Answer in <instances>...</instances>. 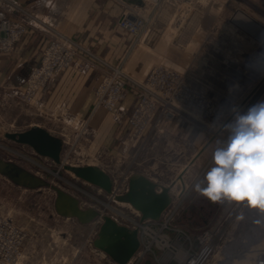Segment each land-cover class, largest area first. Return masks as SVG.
Masks as SVG:
<instances>
[{
    "label": "rangeland",
    "instance_id": "1",
    "mask_svg": "<svg viewBox=\"0 0 264 264\" xmlns=\"http://www.w3.org/2000/svg\"><path fill=\"white\" fill-rule=\"evenodd\" d=\"M116 1L120 4L122 12L114 23L123 31L128 32L120 26L118 20L124 14L127 6H137L149 18L148 32L138 35L128 32L130 37H124V34L119 32L114 33L115 36L124 39L123 44H125L118 58L98 54L90 40L86 42L81 37L66 31L63 28L64 19L62 17L27 19L31 25L28 32L19 40L21 42L26 40L25 45H34V47L39 43L40 58L34 64L41 61L45 49L55 41L68 43L73 41L76 56L74 62L67 68L75 66L81 71L86 69V65L80 60L82 56L88 55V53L81 48L87 49L100 58L99 60L90 55L93 57L94 63L102 68L101 79L94 89V107L95 109H106L111 114L114 124L125 127L116 155L113 154L112 149L103 146H100L95 154L89 152L91 145L98 136V130L92 125V115L78 118L67 115H43V118L37 116L55 133L67 140L63 143L60 162H55L50 157L38 155L30 146L15 143L0 135L1 157L16 161L69 191L81 201L88 203H90L89 196L85 191L93 194L95 190L78 180L73 171L66 168V165H100L111 175L130 172L134 169L133 171L154 176L155 170L148 166L150 158L147 157L144 147L146 145L144 135L148 132L147 129L150 125L160 126L163 123L181 122L185 141H189L191 137L200 134L201 143L206 142L204 148L212 144V156L217 147V142L228 136V132L222 126L225 122L223 116L227 110L232 106H237L241 112H245L250 106L259 101H264V56H261L264 54L262 43L264 29L259 31L247 23V20L242 22L238 18L234 19L237 12H243L246 16H248L247 13L253 16L255 19L251 18L256 23V20L264 23V0H161L158 4L148 0ZM47 24L56 26L63 35L61 36L49 29ZM16 44L12 51L0 55V58L3 56L8 58V68L16 63L11 58ZM107 44L109 43L107 42ZM142 56L152 62L146 71L144 69L145 73L131 70L129 65L132 60L136 64V60H140ZM158 65H165L171 70L177 71L180 74V80L201 94L205 99L204 105L207 106L199 103L196 112L191 109V104H187V101L178 100L174 95L172 98L175 105L173 118L161 116L160 108H158L149 118L142 131L135 133L130 119L138 101L137 92L144 90L140 84H136L135 87L130 82L126 84L127 96L117 103V113H121L120 118L116 117L114 111L97 104L98 87L104 76L115 74V68L120 69L129 78L144 83ZM67 68H64L50 81L60 76ZM3 69L4 67H0V76L4 71ZM27 77L28 70L24 82L20 85L7 89L0 88V125L6 129L16 130L28 125L21 118H17L21 106L30 116L42 113L33 104L39 90L47 86L50 81L45 86L40 87L31 100H24L19 95L14 94V91L25 87ZM156 90L163 91L161 89ZM163 92L165 93V91ZM128 96L133 98L131 108H126L123 104ZM208 100L215 106H221L223 113L218 112L211 103H208ZM208 104L214 113L210 112ZM176 106L181 110L177 109ZM121 108L122 110H120ZM48 117L52 119V123ZM15 118L16 122H13ZM228 119L231 117L229 116ZM187 125H193L195 129L189 133L186 130ZM215 134L217 135L215 136ZM138 138H140V142L137 148L134 147V144ZM190 141L192 144V139ZM186 148L188 150L186 157L188 158L182 160L184 164H187L191 155H195L197 152L195 150L197 147L193 149L189 142L186 143ZM210 163H212V157L201 164L197 172L196 183L203 178ZM187 169L188 166L185 167L184 174ZM184 174L182 180L178 176L173 180L171 185L173 191L180 189L177 187L179 184L186 185ZM195 185L189 183L188 187L184 186L180 192L181 194L184 193V196L180 200L179 209L173 220V230L170 231L171 238L177 239L181 232H187L193 239V248L199 251L202 244L196 238L203 231L210 229L213 255L216 253V257H218L216 260L212 259L210 264H214L220 259L232 263L236 242H233L232 237L229 236L235 232L237 220L247 217L250 210L227 201L211 202L195 190ZM55 196V192L49 187L24 188L0 174V211L9 214L15 222L25 228L27 232L25 247L27 249L43 248L51 251L50 253L57 257L54 264H71L82 251L94 250L90 247L89 240H93L97 236L96 232L99 226L94 224L96 218L90 223L82 224L75 218L60 216L55 210ZM190 203H192V209L185 210ZM118 219L124 223H129L121 217ZM66 238L68 242L63 245L62 240ZM52 239L57 240V242H52L51 246L48 247L47 244ZM229 240L231 243L228 242ZM155 252L156 256L149 254L145 259L137 263L133 261L132 264H144L147 258H150L153 264H163L167 261L169 257L167 253L170 251L163 252L155 248ZM102 254L106 261L100 260V264H117L109 255ZM169 264L180 263L171 261Z\"/></svg>",
    "mask_w": 264,
    "mask_h": 264
},
{
    "label": "built area",
    "instance_id": "2",
    "mask_svg": "<svg viewBox=\"0 0 264 264\" xmlns=\"http://www.w3.org/2000/svg\"><path fill=\"white\" fill-rule=\"evenodd\" d=\"M148 1L158 4L161 0ZM37 18L39 19V16L19 0H0V54L12 51L17 41L28 32L31 22L27 19L33 20ZM118 23L123 29L135 35L149 31V18L137 6H127ZM47 25L49 29L61 36L63 35L62 32L58 31L56 26L52 24ZM68 40L70 39L68 38ZM70 42L55 41L46 48L41 56V61L28 68L25 87L15 90L14 94L19 95L24 100H31L40 87L45 86L54 76L59 74L64 68L70 66L76 56V48L72 44L73 41ZM81 49L86 51L88 55H92L100 60V58L93 55L87 49ZM128 82L132 83L134 87L136 84H140L144 88L143 91L137 92L138 101L134 106L133 115L130 119L135 133L142 131L149 118L158 108H160L161 116L169 119L173 118L175 115V105L172 101L174 95L178 100H182V102L187 101V104H191V109L194 111L197 110L196 107L201 103L193 97L199 93L181 81L180 74L177 71L171 70L165 65H158L153 70V74L144 83L129 78L120 69L115 68V74H108L103 77L97 90V104L114 111L116 117L120 118L121 113H117V103L127 96L126 84ZM156 89H161L165 93ZM176 107L181 110L178 106ZM208 108L210 112L214 113L209 104ZM214 116L216 115L214 114ZM62 141L64 143L67 140L63 139ZM133 170L121 172L118 175L110 174L112 187L109 191L80 179L74 174L84 185L95 190L93 194L85 191L89 196L90 203L80 200L81 207H93L99 211L100 214L94 221L95 226H100L104 215H109L118 223L138 230L141 242L140 248L128 264H132L133 261L137 263L145 259L149 254L156 256L155 248L163 252L170 251L167 253L169 255L167 261L163 262V264H169L171 261H176L180 264H190L191 261L198 260L208 248L207 245L211 243V230H205L197 236L196 239L202 244V248L199 251L193 248V239L187 232H181L177 239L173 240L171 238L170 231L173 230V220L179 209L180 200L184 196V193H180L179 195L173 190L171 192L172 203L164 210L160 218L142 219L141 212L138 209L128 201L120 199L129 190L130 177L134 173H141ZM119 217L129 223L120 221ZM98 231L96 232L97 234ZM26 240L27 232L25 228L15 222L9 214L0 211V264H54L57 260L56 255L51 254V251H47L46 249H27L25 247ZM93 240H89L90 247L101 251L93 245ZM52 242L55 243L57 240L52 239L47 244L48 247L51 246ZM67 242V238L62 240L63 245H66ZM213 252V245L211 244L208 255L204 258L205 262L202 264H209ZM185 253L187 255L183 256ZM63 261L65 262V259ZM255 264H264V253L257 257Z\"/></svg>",
    "mask_w": 264,
    "mask_h": 264
},
{
    "label": "crops",
    "instance_id": "3",
    "mask_svg": "<svg viewBox=\"0 0 264 264\" xmlns=\"http://www.w3.org/2000/svg\"><path fill=\"white\" fill-rule=\"evenodd\" d=\"M19 1L27 5L39 17H62L64 19L63 28L66 31L81 37L86 42L90 40L94 50L102 56L118 58L121 55L125 47V44H123L124 39L115 36V32L124 34V37H130L128 32L123 31L114 23L115 19L119 17L122 12V8L116 0ZM244 12L247 13L246 11ZM236 14L234 15V19ZM247 15L250 18L253 17L249 13H247ZM253 19L255 18L253 17ZM256 21L261 26L263 25L264 28L263 22L259 20ZM25 41L17 42L15 51L11 56L12 60L16 62L12 67L8 68V58H4V56L0 58V67H4V71L0 76V84H2L0 88L7 89L20 85L24 82L26 71L31 64L39 60V43L34 47V45H25ZM107 42L109 44H107ZM261 56H264V54ZM80 61H83L86 65L85 70L81 71L75 66L69 67L60 76L50 81L47 86L39 90L33 105L35 108L42 111V113L30 116L25 112L23 106L19 108L20 110L17 118H21L22 121L28 125L19 127L16 130H25L37 124L50 131L52 134L61 137L37 116L43 118V115H67L78 118L92 115V125L98 130V136L95 142L92 145L90 144L91 148L89 152L95 154L96 150H98L100 146H103L112 149L113 154L116 155L119 147L118 144L125 131V127L114 124L111 114L106 109H95L94 89L101 79L102 68L94 63L93 57L87 54L82 56ZM132 63L129 65L131 70L134 69L135 72L143 71V73H145L144 69L146 71V68L152 64L145 56H142L140 60H136V64H134L133 60ZM132 102L133 98L128 96L123 104L126 108H131ZM27 115L29 116L27 117ZM48 119L50 123H52V119L49 117ZM13 122H16V118L13 119ZM194 129L195 126L187 125L186 130H188L189 133ZM147 131L148 132L144 135L146 139V145L144 147L146 148L147 157L150 158L148 166L152 170H155V175L143 174L155 180L158 186L172 185L173 180L188 166L184 174L186 187H188L189 183L195 185L199 167L205 160L212 157V144L204 148L206 142L201 143L202 139L200 134L191 137L192 144L190 141L191 139L185 141L184 129L181 122H176L174 124L163 123L160 126L150 125ZM139 142L140 138L135 141L134 147L138 148ZM187 142H189V145L193 147V149L197 147L195 149L197 152L195 155H191L187 164H184L182 160L188 158L186 157L188 151L186 148ZM97 166L101 167L100 165ZM211 166L212 163H210L207 170ZM177 187L180 189L184 188L182 184L177 185ZM195 194H197V192ZM191 204L192 203H190L189 207H186L185 210L189 208L192 209ZM102 253L103 252L98 250H84L71 264H100V260L106 261Z\"/></svg>",
    "mask_w": 264,
    "mask_h": 264
},
{
    "label": "water",
    "instance_id": "4",
    "mask_svg": "<svg viewBox=\"0 0 264 264\" xmlns=\"http://www.w3.org/2000/svg\"><path fill=\"white\" fill-rule=\"evenodd\" d=\"M264 45V39L262 41ZM0 135L21 145L30 146L36 153L60 162L63 149L61 137L52 134L40 125H33L25 130H9L0 125ZM80 179L98 185L109 191L112 178L103 168L93 164L66 165ZM183 170L178 176L183 179ZM0 174L18 186L28 189L40 187L51 188L56 196L54 206L56 212L63 217L75 218L82 224L92 222L99 211L93 207L83 208L80 199L64 188L50 182L44 177L27 169L13 160L0 156ZM171 185H161L143 173H134L129 180L128 192L120 199L128 201L141 212V218L158 219L172 203ZM137 229H131L118 223L109 215H104L93 245L109 255L117 264H128L140 248ZM144 264H153L150 258Z\"/></svg>",
    "mask_w": 264,
    "mask_h": 264
},
{
    "label": "clouds",
    "instance_id": "5",
    "mask_svg": "<svg viewBox=\"0 0 264 264\" xmlns=\"http://www.w3.org/2000/svg\"><path fill=\"white\" fill-rule=\"evenodd\" d=\"M223 119L228 136L217 142L212 166L195 190L211 202L227 201L264 213V101L245 112L232 106Z\"/></svg>",
    "mask_w": 264,
    "mask_h": 264
},
{
    "label": "bare ground",
    "instance_id": "6",
    "mask_svg": "<svg viewBox=\"0 0 264 264\" xmlns=\"http://www.w3.org/2000/svg\"><path fill=\"white\" fill-rule=\"evenodd\" d=\"M235 18H238L240 21L247 20V23L253 25L259 31H263V25H258L255 21H253L249 16L243 14V12H237ZM237 20V19H236ZM195 97L199 102L205 104V99L201 94H196ZM208 103H211L212 106L215 107L218 112H222L223 108L220 106H215L208 100ZM171 115V113H170ZM219 115V114H218ZM226 122V121H225ZM218 133V132H217ZM217 134H215L216 136ZM57 174V173H56ZM179 177V176H178ZM182 180V179H181ZM183 186H186L183 184ZM175 191V190H174ZM181 190L175 191L177 194H180ZM179 192V193H178ZM248 211V210H247ZM247 217L240 218L236 222L235 232L231 234L232 241L235 243V253L234 257L232 258V263L230 261H222L217 260L214 264H255L257 257L264 253V213H259L255 210L248 211ZM262 236V237H261ZM231 243V240L228 241ZM212 243V242H211ZM211 243L207 245V249L204 251L203 255L196 261H191L190 264H202L205 262V257L208 255L209 248H211ZM213 245V244H212ZM232 247V245H231ZM187 255V254H186ZM216 253L212 255L210 262L212 259L216 260ZM185 256V254L183 255Z\"/></svg>",
    "mask_w": 264,
    "mask_h": 264
}]
</instances>
